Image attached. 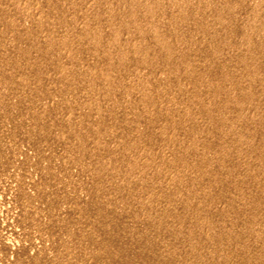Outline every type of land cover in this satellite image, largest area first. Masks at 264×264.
<instances>
[{"label":"rangeland","instance_id":"rangeland-1","mask_svg":"<svg viewBox=\"0 0 264 264\" xmlns=\"http://www.w3.org/2000/svg\"><path fill=\"white\" fill-rule=\"evenodd\" d=\"M0 264H264V0H0Z\"/></svg>","mask_w":264,"mask_h":264}]
</instances>
